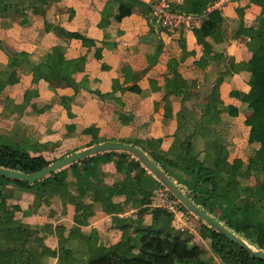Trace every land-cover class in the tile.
<instances>
[{
	"label": "crops",
	"instance_id": "crops-1",
	"mask_svg": "<svg viewBox=\"0 0 264 264\" xmlns=\"http://www.w3.org/2000/svg\"><path fill=\"white\" fill-rule=\"evenodd\" d=\"M171 1L176 7L185 3V0ZM117 3H110V0H53L46 10L47 5L36 6V12L28 6L29 0H0V39L11 53L28 58L15 70L18 76L16 83L6 84L0 92V131L33 146V155L46 157L62 149V155H69L95 145L91 144L92 135L84 133L90 127H95L94 135L107 142L162 138V149L168 151L178 128V112L187 102L182 95H171L173 116L165 119L166 78L172 76V71H178L185 79L196 81L202 87L214 84L223 75L220 91L212 96L211 103L222 110L216 125L218 134L228 144L224 159L233 161L241 158L247 163L254 158L259 146L248 140L253 116L249 106L252 99L247 94L251 73L229 74L227 61L219 64L218 56L224 53L234 58L236 63L246 62L252 57L250 37L246 33L258 30L260 19H264V0L262 3L232 0L224 5L225 38L220 33L204 38L196 30L171 32L156 21L152 32L153 17L140 10L118 21L115 19ZM5 5L13 7L14 11L2 10ZM108 5L107 20L102 22ZM238 9L243 11V25ZM46 23L79 32L94 39L96 45L85 46L80 39L65 38L48 31ZM158 41L162 42V51L156 56ZM205 45L212 52L206 53ZM97 48L102 49V58L96 57ZM62 52L75 65L81 63L84 66L74 74L76 81L88 78L89 87L110 93V98L102 100L84 88L64 87L53 91L45 80L34 84V63ZM202 58L200 65L198 61ZM8 63L6 51L0 48L1 84L7 81L12 71ZM126 66L129 67L130 79L140 77L137 84L142 93L114 89V80H119L123 86L135 83L133 79L124 83L123 68ZM151 80L158 89H152ZM63 96L72 98V117L61 103ZM230 106L238 109L237 116L229 114ZM120 112L132 117L129 123H122ZM126 162H132L135 168L133 176L136 181L140 180L146 168L131 158ZM122 163L121 159L102 163L103 174L93 178L94 195L86 199L92 204L87 225H79L75 221L73 199L79 196L76 188L69 190L66 196L55 197L48 202L44 195L33 189L13 188L15 196L10 204L16 208L15 219L30 225H46L43 237L48 247V264H64V260L72 255L87 252L91 243L99 247L115 244L121 239L127 221L133 228H141L153 221L159 226L185 230L176 226L179 214L168 218L153 213L140 215L142 204L115 192L116 186L124 182V174L120 170ZM71 170L74 179L91 182L92 176L84 169L73 167ZM252 179L251 185L257 184V178ZM103 191L112 204L122 206L124 212L106 213L101 203ZM165 193L159 189L152 205L159 206L158 200L155 201L157 195L168 201ZM38 199L41 203L35 206ZM169 202L163 206L173 211L168 206ZM182 221L184 223L181 224H186L188 220L182 218ZM194 240L198 242L197 238ZM60 249L69 252L66 258L59 257ZM54 251L56 256L52 254Z\"/></svg>",
	"mask_w": 264,
	"mask_h": 264
},
{
	"label": "trees",
	"instance_id": "trees-1",
	"mask_svg": "<svg viewBox=\"0 0 264 264\" xmlns=\"http://www.w3.org/2000/svg\"><path fill=\"white\" fill-rule=\"evenodd\" d=\"M29 1L28 6L38 12L36 6L47 5L46 10L53 0ZM115 1L118 2L115 14V19L118 21L138 10L152 17L150 6L143 0H110V3ZM169 1L175 9L205 14L204 19L193 29L200 32L204 38L217 33L225 38L223 7L212 9L216 0H185L184 5L178 7L171 0ZM252 1L263 2V0ZM1 7L0 5V12H2ZM109 7L108 5L104 9L102 22L107 20L106 13ZM2 10L14 11V8L5 5ZM238 13L243 25V11L238 9ZM153 20L152 32L155 30L153 25L156 19L153 18ZM259 23L255 33H246L250 37L253 52L248 61L236 63L234 58L227 57L224 53L218 56L219 64L223 60L227 61L229 74L241 71L251 73L247 94L252 99L249 106L253 110V116L248 140L259 146L254 158L249 159L247 163L241 158H235L233 161L224 159L226 156L223 155L227 151L228 144L218 134L216 125L222 110L211 103L212 96L220 91L224 81L223 75L219 76L214 84L202 87L196 81L185 79L178 71H172V76L166 78L165 119L173 116L169 98L171 95H182L184 102L190 104V106L187 103L184 104L178 112V128L174 133V142L170 150L162 149V138L128 139L120 140V142L131 143L142 148L196 204L223 222L249 244L264 250V19H260ZM46 30L54 31L65 38L80 39L85 46L96 45L94 39L79 32L67 31L59 25L46 23ZM205 47L206 53L212 52L210 47L207 45ZM0 48L6 51L9 57L8 65L12 68L7 81L0 83L1 92L6 84L16 83L18 76L15 70L28 58L11 53L5 48L1 39ZM161 51L162 42L158 41L156 56ZM96 57L102 58L101 48H97ZM201 60L203 58L198 61L200 65H202ZM83 68L81 63L75 65L62 52L57 56L34 63L33 83L38 84L40 80H45L53 91L64 87H72L75 90L84 88L102 100L110 98V93H103L99 89L89 87L88 78L81 82L76 81L74 74ZM128 69L127 66L123 68L124 83H129L131 79L135 83L123 86L119 80H114V89L142 93L141 87L137 84L140 77L134 76L130 79ZM151 85L152 89L156 88L153 86V80ZM203 91L207 92V97L204 101H200L198 93ZM71 101V97H61V103L70 117L74 115ZM229 114L237 116L238 109L230 106ZM119 116L124 124L132 119L123 112H120ZM93 130H96L95 127L84 130V133L92 135L91 144L107 142L100 139L98 135H94ZM32 149L33 146L28 145L26 141H20L0 131V166L2 167L33 173L66 156L61 155L50 160V155L48 157L33 155ZM130 158L141 164L128 152L109 151L84 158L34 183L10 180L0 176V264H48L46 261L48 247L43 237L46 225H30L15 219L14 209L16 208L10 204V200L15 196L14 187L21 190L33 189L44 195L47 202L55 197L66 196L73 187L78 189L79 196L73 199L76 205L75 221L79 225H87L89 208L92 204L86 199L94 195L92 180L103 174L101 164L104 162L118 159L123 161L120 170L124 174V182L117 185L114 190L117 194H124L133 202L142 204L143 207L139 210L140 215L153 213L168 218L175 214L166 206L152 205L159 189H163L169 199L175 202L176 210L193 215L147 169L141 179L136 181L133 176L135 168L132 162H126ZM73 167L84 169L89 173L92 176L91 182L85 183L74 179L71 170ZM254 177L258 182L251 185V179ZM101 198L102 208L106 213L124 212L122 206L112 204L105 191L101 192ZM40 203L41 200L38 199L35 206ZM200 222H202L200 235L216 254L215 258H204L205 247L194 240L195 235H190L188 229L185 230L189 235L183 237L178 228L156 224L133 228L131 222L127 221L118 243L109 247H99L91 243L87 252L72 255L71 260H64V264H212L217 259L222 264H264V260L251 256L245 248L229 240L203 221L200 220ZM52 254L56 256L57 252L54 251Z\"/></svg>",
	"mask_w": 264,
	"mask_h": 264
},
{
	"label": "water",
	"instance_id": "water-1",
	"mask_svg": "<svg viewBox=\"0 0 264 264\" xmlns=\"http://www.w3.org/2000/svg\"><path fill=\"white\" fill-rule=\"evenodd\" d=\"M109 151H122L132 154L151 174L154 175L157 180H159L164 185V187L169 192H171L176 197V199L189 212L198 217L209 227L227 237L229 240L245 248L251 256L264 260V250L257 249L253 245L249 244L245 239L233 232L223 222L219 221L212 214L208 213L201 206L196 204L186 194L184 189H182L142 148L131 143L109 141L91 145L80 151L66 155L65 157H62L51 163L42 170L33 173H25L19 170L0 166V176L10 180H21L28 183H34L43 180L53 173L66 168L67 166L84 158Z\"/></svg>",
	"mask_w": 264,
	"mask_h": 264
},
{
	"label": "built area",
	"instance_id": "built-area-1",
	"mask_svg": "<svg viewBox=\"0 0 264 264\" xmlns=\"http://www.w3.org/2000/svg\"><path fill=\"white\" fill-rule=\"evenodd\" d=\"M230 1L232 0H216L212 5V9L222 8ZM144 2L150 6L151 16L155 18L160 25L162 24L163 27L167 28L171 32L193 30L205 17V14L188 13L175 9L169 0H147ZM167 202L169 201H166L164 205H166ZM168 206L171 209L173 208V211L176 214L180 215V218H178L175 223L176 225H181L184 213L176 210L172 204L170 205V202L168 203Z\"/></svg>",
	"mask_w": 264,
	"mask_h": 264
},
{
	"label": "rangeland",
	"instance_id": "rangeland-1",
	"mask_svg": "<svg viewBox=\"0 0 264 264\" xmlns=\"http://www.w3.org/2000/svg\"><path fill=\"white\" fill-rule=\"evenodd\" d=\"M156 22H158L157 20H156ZM162 25V24H161ZM199 94V98L198 99H200V101H204V99L207 97V92L205 91H203V92H201V93H198ZM187 104H189V102H187ZM189 106H190V104H189ZM63 150V149H62ZM62 150H61V152H59V153H56L55 155H51L50 156V160H54V159H56L57 157H60L61 155H62V153H64V152H62ZM252 181L254 182V179H252ZM12 187H14V186H12ZM166 194V193H165ZM167 195V194H166ZM167 199H168V201H170V204H172L174 207H175V209H176V204H175V202L174 201H172V200H170L169 199V197H168V195H167ZM158 200V201H157ZM166 198H164V196H160V195H157L156 196V199H155V201H157V204L160 206V205H164L165 203H166ZM146 218H148V217H146ZM145 218V219H146ZM183 218L185 219V221L186 220H188L187 222H186V224H177L176 226L177 227H184L185 229H187V227L189 226V228H188V230L189 229H192V230H194L195 231V233H193L191 230H189V234L190 235H195L194 236V238H197V240H198V242H199V244L200 245H202L203 247H205V250H204V258L205 259H209V258H211V257H214L215 258V256H216V254L212 251V249H211V247H209L208 246V244H206V242H205V240L202 238V236L200 235V228H201V223L202 222H200V219L198 218V217H195V216H193V215H191V214H188V213H184V215H183ZM164 223H166V222H162V224H164ZM184 223V222H183ZM152 224H156V223H153V221L151 222L150 221V223H147V224H145V225H143L142 227H148V226H150V225H152ZM157 225V224H156ZM141 227V228H142ZM168 227V226H167ZM175 227V226H174ZM179 230H181V232H182V236L183 237H187L189 234L186 232V230H182V229H179ZM201 236V237H200ZM121 240V239H120ZM119 240V241H120ZM118 241V242H119ZM118 242H116V243H118ZM197 242V243H198ZM115 243V244H116ZM61 251H60V253H59V257L61 258V257H63V258H66L68 255L67 254H69V252H67L66 250H63V249H60ZM77 254H79V253H77ZM212 264H222L220 261H218V259H217V261L215 262V263H213L212 262Z\"/></svg>",
	"mask_w": 264,
	"mask_h": 264
}]
</instances>
